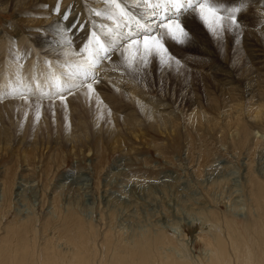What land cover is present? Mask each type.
I'll use <instances>...</instances> for the list:
<instances>
[{
  "label": "rangeland",
  "instance_id": "rangeland-1",
  "mask_svg": "<svg viewBox=\"0 0 264 264\" xmlns=\"http://www.w3.org/2000/svg\"><path fill=\"white\" fill-rule=\"evenodd\" d=\"M70 2L65 9L72 5ZM117 2L119 9L111 0H78L75 10L73 6L72 11L66 9L67 18L71 17L74 22L66 26L71 32L89 18L88 25L80 29L82 37H74L78 39L77 44L85 48L95 33L111 56H118L117 53L127 47L126 37L130 32H142L140 25L152 23V17L143 22L136 16L135 25L121 27L120 24L117 29L116 24L109 25L110 19L106 17L114 19L123 14L121 0ZM126 3L127 8L136 13L137 4L127 0ZM221 3V14L225 17L230 13L237 18L241 16L239 31L225 30L217 37L203 20L196 23L197 26L194 24V29L207 34V52L212 53L214 56L210 55L217 62H222L231 74L252 67L251 77H256L253 82L259 80L256 91L247 86L245 78L227 90L218 91V83L205 69L211 65L207 58L212 57L191 53L170 39L166 41L169 54L180 61L179 65L173 63L171 66L176 67L172 79L165 75L171 67H160L158 58H153L146 70L136 71L123 65L119 56L117 60L121 63H109L110 56L102 60L99 57L94 69L96 84L109 86L107 88L118 98L115 109L119 111H114L120 114L130 112L129 109L138 112L144 99L151 101L148 103L151 106L166 103L156 107L175 113L178 118L175 131L152 127L144 118L139 122L143 123L139 124V129L144 133L136 136L118 120L122 130L121 147L115 148L114 139L108 133L96 137L93 130L90 138L80 140L73 147V143L66 140V133L77 124V118L68 119L71 117L69 109H64L62 103L56 104L60 99L51 93V87L41 92L47 87L46 82L37 89L28 86L37 92V95L25 94L31 103L29 99L23 101L24 104L19 103L18 94L0 99V104L7 99L11 103L15 101L12 104L16 106H0V129H7L12 139L8 145L0 137V264H76L72 263L76 256L84 259L77 264H113L112 258L118 250L125 253L132 248L131 240L144 238V235L151 238V241L146 240L151 264H162L166 256L174 261L187 260V264H206L209 249L203 244L204 239L222 234L229 240L228 221L235 223L237 232L245 234L243 229L248 222L254 221L255 213L248 193L250 183L245 177L246 163L255 173L253 177L264 186V135H261L264 134V12L261 11L264 0H221ZM40 5L19 12V17L36 18L34 11ZM234 9L239 13L233 12ZM82 10L85 17L79 15ZM96 10L102 13L96 14ZM16 20L12 14L0 13L3 36L0 41V93L8 85L23 82L24 76L39 77L40 61L44 80L46 69H49L47 64L55 56L45 54L39 47L36 50L29 34L32 32L26 28H22L25 34L22 33L17 45L20 38L13 37L11 28L7 29ZM102 23L108 26L111 38L101 30ZM185 30L189 31L186 27ZM240 36H248L260 50L251 65L240 64L243 56ZM31 54H34L32 58ZM88 54L78 58L55 56L53 64L62 62L66 67L58 70L71 82L66 69L72 64L78 71H86ZM92 54L95 59L94 51ZM128 55L130 52L126 50L125 56ZM11 62L21 66L15 76L7 70ZM186 77L189 83L186 82L187 88L179 96L176 89ZM6 78L9 82L1 83ZM227 82L231 83L230 77ZM193 86L196 88L190 95L202 100L199 102L207 112L206 118L214 124L207 119L201 123L192 121L194 106L180 97L189 93ZM130 89L142 96L140 105L136 103L138 99H129ZM15 90L23 93L25 89ZM109 97L106 99L113 102V97ZM215 102L219 107L216 108ZM259 109L261 114L256 117ZM231 116L241 120L238 128L229 123ZM91 118L88 117L89 122ZM34 142L38 146L31 150ZM155 238L163 244L156 247Z\"/></svg>",
  "mask_w": 264,
  "mask_h": 264
},
{
  "label": "bare ground",
  "instance_id": "bare-ground-1",
  "mask_svg": "<svg viewBox=\"0 0 264 264\" xmlns=\"http://www.w3.org/2000/svg\"><path fill=\"white\" fill-rule=\"evenodd\" d=\"M70 1H72V5L67 6L66 9L68 10V12L72 11V8H73V10H75V7L79 6V4L76 3L78 0H0V13L5 14V15L6 14L11 15L12 14V16L14 15V17L17 19L16 23L13 22L12 25L7 26V29L11 28L10 32L14 34L13 37H15L17 39L20 38L19 41H16L17 45L21 42L22 33L25 34L23 32L22 28L23 29L26 28V30L32 32L29 34L32 35V38L34 39L33 41H35V42H33V44L36 47V50H39V48H40L43 50L42 52H44L45 54H50V55L54 54L55 56L61 55V56H67V57H71V58H78L82 55L87 54L88 52H84V46L82 47L80 44H77L78 39L75 40L74 37H78L79 39H80V37H82V35H80V29L83 26H86V24L88 25L89 18L85 22H83L81 24H77V25H79L78 29L71 32L69 30V27H66V26H67V24H69V26H70L73 22V19H71V17L67 18V20L65 19L67 10L64 7L65 5H68V3ZM223 1L227 2L228 0H223ZM127 2L128 3L132 2L134 4H137L136 5V7H137L136 13H133L131 9L127 8L126 0H121L120 3L122 5L121 7L123 8L122 9L123 15L122 16H116V17H114V19H112L111 17H106V19H110L108 22L109 25L111 24L112 26H114V24H116V29L119 28L120 24H121V27L126 26L127 24L135 25L136 24L135 23V20H136L135 17L136 16H138V18L141 19L143 22L147 21L146 18L152 17L153 19L150 22H153L154 17L152 16V10L155 7V5H152L150 7L149 4L147 3V0H138V1L127 0ZM38 4H41V5L39 6V8L37 10L34 11L36 14V18L32 19V18H29V16L24 17V18L19 17V15H20L19 12L24 11L25 9L27 10L28 8H30V6L35 7ZM44 4H45V6H44ZM59 4L62 6H60ZM112 5H115V4L113 3ZM57 6H59V9H60L59 12H57L55 10L57 8ZM167 9H171V5H163V4L161 5V10H167ZM174 11H175L174 9H172L171 11H168V15H172ZM261 11L264 12V6L262 7ZM143 12H145V13H143ZM236 12L239 13L238 11H236ZM83 13L86 15V13L83 10H82L81 14H79V13L78 14L85 17ZM97 13L101 14L102 11H97ZM66 17H68V15ZM118 19H120V20H118ZM155 19H158V17ZM179 19H180L183 27L184 28L186 27L187 29H189V31H187L189 33V39L183 44H180V43H176V44H178L180 47H182V49H185L191 53L196 52L199 54H206V55L212 54L210 52H207L208 45H209L208 44L209 40L206 37L207 34L205 35V33L202 32V30L197 31L194 29V24L196 25V23L201 22L200 20H202V19L198 15L191 14V13H184V12H181L179 14ZM238 19L239 20L241 19L240 15H238L237 21H238ZM92 21L93 22L98 21V19H95ZM120 21H123V23ZM101 22H104V21H101ZM105 23H107V21ZM146 23L148 24V22H146ZM21 24L24 26L21 27L20 26ZM106 27H108V26L105 25L104 23H102L101 30L104 31L105 33H107L108 38H111L110 35L112 33ZM94 31H96V30H94ZM137 31H140V30H137ZM50 33H52V36H53V34H56V36L52 37V36L48 35ZM1 35H2V33L0 32V41L3 40V36H1ZM40 39H41V41H40ZM72 40L73 41L75 40V41L72 42ZM239 43L241 44L242 54H243V56H241V58H240V64H245V63H250V65L253 64V59L257 56V54H259V51H260L257 48V44L254 43L252 40L250 41V38H248V36H240L239 37ZM31 44H32V42H31ZM17 45H15V46L17 47ZM37 47H39V48L37 49ZM126 50H127V47H125L124 49H122L121 51H119L117 53L118 56L121 57L120 61L122 62L123 65H126V62L124 64V61H123ZM39 54H41V51ZM88 55L86 56V58H88ZM93 55L94 54H92V56ZM212 55H210L212 58H207V60L209 62H211V65L209 67H205V69H206L208 75L211 76L213 81L215 83H218V89H219L218 91L227 90V88L229 89V87H231V85L236 84V82H241L243 78L248 79L247 80L248 82H246V84L248 87H253L252 88L253 92L258 89V83L257 82L259 80L253 82L254 80H256V77H251L253 74L252 73V67L248 68V69L240 70V72L236 75L231 74L228 70H226L224 68V64L222 62H217L216 59L213 58L214 55L213 56ZM33 56H34V54L30 55L31 58ZM55 56L52 57V60H50V63L47 64L49 66V69H46L47 77L44 80L42 77L44 72H41V70H43L44 67L40 61L38 63L39 65H41L40 70H39V77L29 79L27 76H24L22 79L23 82H20L16 85L11 84L10 86L8 85V87H4V89L1 93H4L5 95L0 97V99L6 97V95L8 97H12L14 94L8 95V93L12 92L13 89H17L18 91L25 89L23 91L24 94L37 95V92L35 93V91H28V88H29L28 86L33 87V89H37L38 88V87H36L37 85H41V84L45 85V82H46L47 87L42 88L41 92L47 90L48 87H51V89H52L51 93L57 95L58 98H59V95L65 96L66 100L62 104L65 105L64 109H66V108L69 109L68 111H69V114L71 115V117H69L68 119H70V121L72 119V121H73L74 120L73 118L75 116L77 118V120H76L77 124H74L73 127L70 128L68 133H66L67 134L66 140H68V141L70 140L71 143H73L72 144L73 147L76 146V143L80 142V140L82 141L84 139L90 138V135L91 134L93 135V133H92L93 131L96 134V137H101V135H103L104 132L108 133L109 137L111 139L112 138L114 139L113 145L115 146V148L121 147L123 145L121 143V141H122L121 140L122 130L119 129L120 127H119L118 122H117L118 120L122 121V124L126 127V129L133 131L136 136H139V135H141V133H144V132H142V130L139 129V126H141L143 124V123L141 124L139 122L142 121L144 118L148 120L149 125L152 127H156L158 129L163 128L164 130H168L169 128H172L173 131L176 130V128L178 126V118L176 117V115H174L175 113H173L172 111H171L172 112L171 113L170 111H168L164 107H163V109H162V107L161 108L156 107V106L167 105L166 103H161L160 105H152L151 106L149 104H151L152 102L144 99L143 100L144 104L142 105V107L139 109L138 112H136L134 110L131 111V109L128 108L130 110V112L127 110L128 113L120 114V112L114 111V110H118V109H115L117 107L115 104H116V102H118V100H117L118 98H116L114 96L113 90L111 88H109V89L107 88L109 86L106 87L105 85H102V84L101 85L100 84L99 85L94 84L96 91L91 96L85 95L86 87H82L79 90H77L76 88H73L72 92L74 93V95H68V92L66 90L57 94V83L58 82L61 84V86H63L64 84H68V85L79 84V83H81V81H85V77L82 74L84 72L83 70L78 71L76 69V67H74L72 64H70L71 68L66 69L67 70L66 76H67V79H70L72 81L68 82L67 80H65L66 77H64L59 72L58 69L61 67H66V66L63 65L62 62H60L59 64H53V62L56 61V60H54ZM107 56H110V58L108 60L109 63L112 61L114 63L120 62L119 60H117L118 56H116V55L111 56V52H107L106 57ZM100 57H101L100 58L101 60L104 59L105 54L100 53ZM117 65L118 64H116V66ZM119 65H121V64H119ZM159 66L162 67L160 64H159ZM20 67L21 66L18 65V63L11 62L10 65L7 67V70L9 71V74L11 76H15L18 73V71L20 70ZM74 68L77 71H75ZM175 69H176V67H171L170 71H168V70L165 71L166 78H167V76L169 78V75H170L171 79H172V76L175 75ZM249 72H250V74H249ZM94 75H95V73H94ZM95 77H96V75H95ZM227 77L231 78V83L227 82ZM187 78L188 77H186L184 79V82H182L180 84V87L179 88L177 87V89H176L177 94L179 96H181L183 90L185 88H187V86L185 85V84H187L186 82H188ZM28 79H29V81H28ZM61 79H63V80H61ZM32 80H33V82H32ZM25 81H26V83L24 84ZM8 82H9V80L7 78L5 80L1 81V83H3V84L8 83ZM91 82H92V78L87 79V81H85V83H91ZM256 87H257V89H255ZM9 88H10V90H9ZM190 88H192V90L189 91V93L185 92L183 94V96L180 98L184 102L188 100L190 102V104H192V106H194V108H193L194 111H193V113H191L192 114L191 115L192 121L200 122L201 120L203 121V120L207 119V121L209 123H213L212 120H210L209 118H206V117H208V115L206 114L207 112L205 110L203 111V107H202V105H200L201 103L199 102L202 100L198 101L195 99V95H190L191 92H194L193 89L196 87L193 86ZM5 89H6V91H5ZM139 94L140 93L138 91L133 90V89L132 90L130 89L128 92L129 99H132V100H134L135 98L138 99V101L136 102L137 105H140V101H142V99H143L142 96H140ZM38 95L42 96L41 93H39ZM107 96L108 97L110 96L109 98H111V96H112L113 98H111V99H113V100H111V99L110 100L113 102H110L109 100H107L106 99ZM17 97H19V99H18L19 101L18 100L17 101L21 104L22 103L24 104L23 101H25V99L22 100L21 96H17ZM14 98L12 100H14ZM8 99H10V98H8ZM28 99L30 102L29 97H28ZM28 99L26 100L27 102H28ZM173 99H174V95H173ZM224 100H226V99H224ZM31 101L33 102L34 100H31ZM59 101L56 102V104L57 103L60 104L61 102H59ZM183 101H182V103H183ZM212 101H213V99H212ZM12 103H15V101H13ZM12 103L8 102V100L6 99L4 102L1 103L2 105L0 104V106H7V105L12 104ZM169 103L171 104V101H169ZM176 103H178V101ZM215 103H216V108H217V106L219 104L217 105V102H215ZM35 104H37V103H35ZM213 104H214V102H213ZM13 106H15V105H13ZM109 108H112V110ZM107 109H109V110H107ZM260 110L261 109H259L256 112L257 113L256 117L260 116V114H261ZM68 111L66 110V113ZM69 114H67V115H69ZM88 117H92L90 122L88 120ZM229 120H230V118H229ZM240 121L241 120H239L238 118L233 119L231 116V120L229 121V123L235 124V126H237V128H238V126L241 125ZM73 123H75V122H73ZM41 124H42V122H41ZM139 124H141V125H139ZM3 128L4 127H2L0 129V137H2L3 142L5 141L9 145L12 142L11 135H9L7 129H3ZM261 135L263 136L264 134H261ZM31 142H33V141H31ZM36 146H38L37 142H34L33 144L31 143L30 149L36 150ZM245 168H246L245 169L246 170L245 177L248 178L247 183L248 182L250 183V185H249L250 190L248 191V193L250 195V198L254 202V211L253 212L256 213V214L254 213V215H253L254 221H252V223L248 222V225L245 228V230L243 229V231L245 232L244 235H242L240 232H237L234 222L228 221L226 223V228L228 230V236H229L228 239L229 240H227L226 237L223 236L222 234H215V235H213V238H211V239H206V240L204 239L203 244H205V246L209 249V258L207 260L208 264H264V186L258 182V178L253 177V176H255L254 175L255 173L254 174L252 173V170L250 169L248 163L245 164ZM261 215H262V217H261ZM202 235H204V234H202ZM157 238H159V236H157ZM147 239L149 241H151V238H148V235H146V236L144 235V238L138 237V238L131 240L132 242H130V244H132V248L127 249L125 251V253L122 250L123 254L120 252V250H118V254H116L112 258V263L113 264H151V262H150L151 257H150L149 251L146 250V240ZM154 244L156 247H159L163 243L161 242L160 239L155 238ZM126 246H127V244H126ZM186 261L184 262V260H180V259H179V261L178 260L174 261L172 259V257L166 256L163 259L162 264H187ZM83 262H84L83 258H81L80 256L79 257L76 256L73 259L72 263L77 264V263H83Z\"/></svg>",
  "mask_w": 264,
  "mask_h": 264
},
{
  "label": "snow or ice",
  "instance_id": "snow-or-ice-1",
  "mask_svg": "<svg viewBox=\"0 0 264 264\" xmlns=\"http://www.w3.org/2000/svg\"><path fill=\"white\" fill-rule=\"evenodd\" d=\"M111 2L115 4L117 9L120 8V4L117 0H111ZM147 3L150 7L155 5L152 10V15L154 17L153 22L140 25L139 27L143 29L142 32H130L126 37L127 50L130 52V55L125 56L126 66L128 68H134L136 71L146 70L153 58H158L159 64L163 68H169L173 63L179 65L180 61L175 60V58L169 54L166 41L170 39L176 43L183 44L189 39V33L185 30L179 19V14L181 12L198 15L217 37H221L225 30L235 29L239 31L240 28L235 15L230 13L225 17L221 14V0H147ZM162 4L171 5V9L161 10ZM172 9L175 11L172 15H168V11ZM55 10L59 12V6H57ZM234 11H237V9H234L233 12ZM121 15L123 14L121 13ZM157 17L158 19H155ZM65 19H67L66 16ZM93 49L95 52V59L92 56ZM108 51L109 49L105 47V44L101 43L100 38L93 33L89 45L84 48V52H88L89 56L85 61L87 70L82 73L85 77V81L91 77L92 82L85 83V81H81L79 84H64L63 86L58 82L57 94L67 90L68 95H74L72 89L76 88L79 90L82 87H86L85 95L91 96L94 94L96 91L94 84L98 83V80L93 72L99 62L100 53H104L106 57ZM36 87H39V85ZM28 91H32V89L28 88ZM13 94L20 95L22 99H28L27 95L22 92H17L15 89L8 93V95ZM3 95L5 94L0 93V97ZM42 95L46 96L47 93H42ZM59 99L61 103H63L66 97L59 95ZM37 117H39V112H37Z\"/></svg>",
  "mask_w": 264,
  "mask_h": 264
}]
</instances>
